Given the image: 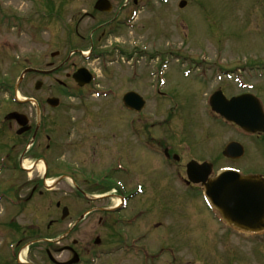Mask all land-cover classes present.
I'll return each mask as SVG.
<instances>
[{
    "label": "rangeland",
    "instance_id": "obj_1",
    "mask_svg": "<svg viewBox=\"0 0 264 264\" xmlns=\"http://www.w3.org/2000/svg\"><path fill=\"white\" fill-rule=\"evenodd\" d=\"M158 2L159 5L161 4L159 9L163 7L164 10H168L171 6V1L168 4L160 3V0ZM189 2L191 7L179 11L181 16H190L189 21L185 22L189 26L186 38L183 39L182 33L179 32L181 37L169 38V40L174 43L173 50L180 51L175 45L183 47L180 52L184 53L188 50L191 58L199 60L202 57L204 59L199 60L201 63L214 64L211 67L204 65L206 69L209 68L207 70L210 80L197 77L198 73L194 71L182 78L179 69L171 67L173 70L167 75L168 79L180 88L188 87L190 93H177L175 102L149 98L147 108L143 109L148 115L147 125L158 123L160 129L153 132L166 139L165 136H168L166 128L172 127L174 129L172 132H175L174 136L177 138L178 135L180 136V125L184 124L186 132L191 137L186 135V140L192 139L191 142H195V147L199 144L209 145L212 154L203 157L205 161L211 160L215 153L218 154V156L214 155L217 161L211 160L214 167L210 178L217 168L229 164L240 167L244 172H252L253 166L260 161L255 149L253 152L250 148L251 153L248 151V154L239 161L221 156V150L228 141L231 139L242 141L241 139L244 138H241L242 135L235 126L216 122L208 116L212 111L206 95L213 85L223 89L227 95L239 92L233 80H227L225 76L220 81L216 79L215 69L218 67L226 71L233 69L229 72L232 76L245 71L249 64H257L253 65V70H264V0H190ZM85 3V0H0V158L8 153L9 161L3 164L8 163L13 167L1 169L0 186L14 185L17 190L20 189V195H25L27 191L29 192L25 189L33 185L29 181L32 179L37 185V190L42 192V195L36 192L30 201L20 205L19 218L29 217L36 227H40L36 233L40 237L48 234L54 243L66 229V225L61 224L46 230L47 221L55 218L57 212L60 214L55 208V202L61 201L71 213V218L76 217L82 207L77 205L76 199L69 194V183L65 181H61L56 189L45 191L44 185L48 183L47 181L50 182L49 184H54L60 180L65 171L63 165H70L67 160L77 163V159L75 156L70 157L72 160L59 156L57 159L53 158L51 152L53 147L45 152L46 142L44 143L43 139L30 146L29 137L22 141L21 138H17L16 125L8 129L7 124L11 120L4 118L12 111L27 115L34 103L17 102L15 99L33 98L39 102L40 107H47L46 99L54 96L60 99L59 106H79L82 103H79L78 99L69 98L68 91H88L90 88L100 87L105 90L109 87L115 89L114 93L117 92V95L102 97L92 91L91 98L84 101L83 106H98V110H95L97 112H94L98 117L94 121L104 122L105 119L101 120V115H110L114 118L118 138L116 141H125L127 160L133 170L131 185L147 176L146 182L143 181L142 194V200L147 206L145 224L147 228L145 230L141 224L140 228L136 227L133 234L139 235L145 232L144 241L147 243L148 257L144 259L140 254H136L134 250L139 248L135 244L129 255L124 254L123 249H120L121 252L118 250L108 257H99L97 264H264V257H260L261 254L257 253V247L262 243H256L255 238L240 240L235 235L230 236V227L224 228L213 219V212L207 210L199 192L197 193L199 200L189 198L183 183H180L173 173L175 166L164 168L158 158L139 148L134 136L127 137L126 129L121 128V123L123 119V122L127 121L130 115L121 109V93L129 87V84L123 85L124 78L119 76L128 72L125 65L119 66L118 62L113 63L114 74L117 73L114 81L110 83L102 74L100 83L97 80L98 84L88 89H79L75 82L66 77L67 73H72L83 65L94 68L95 71L100 68L99 64L69 54L70 48L82 44L75 39L72 28L70 32L67 30V25H70V19L80 16V10L86 9ZM174 8L178 9V7ZM54 15L57 17L54 18ZM164 28V25H161L160 29L158 26L145 25L143 30H137L136 33L160 38L161 30ZM83 44L87 49L89 44ZM67 57V64L60 67L53 75L44 76L37 73V70L57 67ZM24 68L33 70L20 80L19 75ZM102 72L97 71L99 74ZM37 81H41L42 84L41 88L35 89L34 85ZM253 83H255V96L262 99L264 112V79H255ZM177 108L178 110H173ZM63 111L62 108L52 110L47 128L49 126L53 128L55 121H64ZM30 119L34 121L32 116ZM133 120L138 121L134 116ZM174 123L180 125L174 126ZM154 136L157 137L156 133ZM196 136L205 141L197 139ZM38 155L45 156L43 158L48 162L46 171ZM18 159H21L19 166ZM143 164H146V176L139 174L142 172L140 169L143 168ZM45 172L48 174L45 175ZM133 177L139 180H133ZM68 179L71 182L72 178ZM0 207V215H2L4 212L2 206ZM93 217L88 216L78 229L79 232L73 236L93 234L90 231L96 223ZM152 220L158 222L159 226L155 227ZM107 239L110 243L113 241L111 238ZM61 244H53V246L58 248ZM163 246L166 248H162ZM39 248L42 246L39 245ZM52 254L54 257L55 254ZM32 258L41 263L38 252Z\"/></svg>",
    "mask_w": 264,
    "mask_h": 264
},
{
    "label": "flooded vegetation",
    "instance_id": "obj_2",
    "mask_svg": "<svg viewBox=\"0 0 264 264\" xmlns=\"http://www.w3.org/2000/svg\"><path fill=\"white\" fill-rule=\"evenodd\" d=\"M158 1L101 0L97 4L99 0H85L86 9L80 10V16L70 19V25H67V30L70 32L72 28L75 39L82 44L79 47L70 48L69 54L72 53V55H77L86 61L99 64L100 68L97 71L103 72L99 74L94 68H89L86 65L81 66L87 68L93 75L92 80L84 85H79L74 79L73 74L77 68L72 73H67L66 77L75 82L79 89H88L92 85L98 84L103 75L108 78L110 83L114 81L113 79L116 78L117 73L114 74L113 63L118 62L119 66L121 64L125 65L128 72L119 74V76L124 78L122 80L123 85L129 84V87L121 93V96L128 92H134L145 100V105L140 111H135L133 106H121V109L130 115L127 121L123 122V119L121 128L126 129L127 137L129 135L134 136L140 149L158 158L164 168H170V165L175 166L173 173L177 180L183 183L189 198L199 200L197 193L201 194L202 199L203 186L188 180L186 167L190 161L205 162L203 157L212 154L210 146L199 144L195 147L196 144L191 142L192 139L186 140L188 133L184 124L174 123V126H181L180 136L178 135L177 138L174 136L175 132H172L174 131L172 127H165L168 136L163 139V136L160 137L157 132H153V130L160 129L158 123L147 125L148 115L143 109L147 108L146 104L149 98H156L157 100L176 99L177 93H190L188 87L180 88L168 79L167 75L170 70H173L171 67L178 68L182 78L185 71H188L189 74L194 71L198 73L197 77L209 79V71L207 70L209 68L206 69L205 66L211 67L214 64L205 62V65L199 61L201 58L199 60L191 58L192 56L188 50H185L184 53L180 52L183 47L175 45L177 50L180 51L173 50L172 44L174 43L169 40V38L179 37V32L182 33L183 39L186 38L189 26L185 22L186 20L189 21L190 16H181L179 11L191 7L190 0H166L165 2L160 0V3L164 4L171 1L168 10H164L163 7L159 9L161 4L159 5ZM181 1H184L182 7H180ZM174 7H178V9ZM56 17L57 15H54V18ZM58 19H61V17H58ZM145 25L158 26L159 29L161 25H164L165 28L161 30L160 38L155 35L141 36L140 32L137 34V30H143ZM83 43L89 44L87 49H85ZM76 46L78 45L76 44ZM67 61L68 57L58 64V69L66 65ZM249 65L245 71L235 73L239 76L237 82H240V84L236 83L239 89L238 93L227 95L223 89L213 85L206 97L208 98L216 90H220L228 99L252 95L251 98L255 104L257 105L259 101L262 106V99L255 96V83L253 81L264 79V70H253V65L257 64ZM232 70L226 71L220 67L216 68V79L222 80V77L230 74L229 72ZM55 72L44 76H51ZM143 80H146V82H142ZM203 81L207 82L206 80ZM210 83L212 82L210 81ZM88 91H68L69 98L78 99V102L82 103L79 106L40 107L39 102L36 101L37 107L33 106L27 114L29 128L20 134H17L19 126L16 122L14 120L8 121V129H12L13 125H16L15 135L17 138H21V141L29 137L28 139L29 141L32 140L31 145L33 146L43 139L44 143L46 142L44 144L45 152L53 147L51 151L53 158L57 159L58 156L68 157L69 159H71V156L76 157L77 163L67 160L70 165H63L65 171L60 180L56 181L52 187L44 186V189L45 191L56 189L61 181H65L69 183V194L76 199L77 205L82 208L76 217L71 218L68 208L62 205L59 200L55 202V208L60 211V214L57 212L55 218H50L47 221L46 230L48 231L52 227L56 228L61 224H65L66 229L59 235L57 241L52 243L53 239L48 234L40 237L36 233L40 227H36L29 217L19 218L18 209L20 205L30 201L36 192L42 195V192L37 190L36 183L31 179L29 181L33 185L30 188H22V190H29L28 193L26 192L27 195H20V189L17 190L14 185L4 187L1 185L0 206H2L4 214L1 212L2 215H0V264H68L71 261L73 262L70 264H97L100 260L98 259L99 256L101 258L108 257L113 253H117L118 250V252H121L122 247L127 248L122 252L129 255L133 246L131 241L137 242L139 246L136 253H139L143 258L148 256L147 243L144 241L145 232L139 235L133 234L136 227L140 228L141 224H143L145 230L147 228L145 225L147 223V206L142 200L143 181L146 182L147 179L146 164H143V168L140 169L142 172H139L140 175L146 176V178L139 180L133 177V180L137 179L139 181L131 185L133 170L127 160L128 152L125 141H116L118 139L116 137L117 128L114 125V118L110 115L103 114L104 116H100L101 120L105 119L104 122L94 121L98 117V114L94 113L97 112L95 110H98V106H83L84 101L91 98V92ZM113 91L116 90L112 88L109 90V92ZM86 92H88L89 97L85 95ZM58 108L64 109V121H55L53 128L50 126L47 128L52 110ZM131 115L138 121L133 120ZM30 116L34 118L33 122ZM212 117L220 123H228L215 113H212ZM230 124L234 125L233 123ZM59 125L60 130H58ZM155 133L157 137L154 136ZM240 133L243 136L241 137L244 138L239 141L243 146V154L234 161H239L248 154V151L250 153L251 150L254 152V149L258 153L260 161L253 166L254 170L252 172H244L238 166H231L238 167L242 174L258 175L260 185L257 187L264 191V132L249 134L240 130ZM196 138L205 141L200 137L196 136ZM127 144L130 145V143ZM250 148L252 149L250 150ZM213 152L215 153V151ZM214 155L218 156L217 153ZM214 155L210 159H216L217 161V157ZM5 157L9 161L8 153L5 154ZM38 157L43 158L45 156L38 155ZM20 161L21 159L18 166ZM201 170L198 169V171ZM46 174L48 173L46 172ZM193 175L195 178L201 177L199 176L201 172L197 173L196 171ZM70 177L72 178L71 182L68 179ZM138 188L140 192H138ZM63 207L67 208L64 218L62 217ZM88 216H94L93 219L96 220L90 230L93 234L88 235L85 233L82 236L74 237L73 235L79 232L78 229ZM254 222L257 225L263 224L264 214L262 220L255 218ZM152 224L155 227L159 226L158 222H153V220ZM222 225L224 228L230 227V236L235 235L240 240L255 238L256 243H262L257 247V253L261 254L260 257H264V226L256 228V231L250 233L227 223ZM107 238H111L113 241L110 243ZM53 244L61 245L57 248ZM39 245L42 248H39ZM37 252L40 254L41 263L32 258ZM52 253L55 254L54 257ZM93 259H95V262H90Z\"/></svg>",
    "mask_w": 264,
    "mask_h": 264
},
{
    "label": "water",
    "instance_id": "obj_3",
    "mask_svg": "<svg viewBox=\"0 0 264 264\" xmlns=\"http://www.w3.org/2000/svg\"><path fill=\"white\" fill-rule=\"evenodd\" d=\"M180 6H182V3ZM84 72V69H79L74 74L80 85L89 81V77ZM40 86L41 82L37 81L35 88L38 89ZM217 95L215 94L211 97V106L216 112L235 122L246 131L264 130V119L260 107L255 104L250 95L233 97L227 101ZM129 98L130 95H124L123 101L125 104L127 100L132 101ZM46 102L51 106H56L59 101L57 98L51 97L47 98ZM6 119H14L20 126L17 134L29 128L27 126V117L19 112H10L6 115ZM234 150L238 151L237 155H233ZM241 153L242 147L236 142L229 143L223 151V154L228 157H235L239 154L241 155ZM198 168L200 166L196 163H191L188 174ZM210 172L211 167L209 166L204 168L202 177L196 179L192 175L189 177L194 182L204 183L205 176ZM258 184L260 185V182L256 176H241L232 171H224L216 179L210 180L205 187L209 198L229 223L251 230L264 226V223L257 225L254 222L255 218L261 219L264 214V191L257 187ZM65 216L66 208H63L62 217L64 218Z\"/></svg>",
    "mask_w": 264,
    "mask_h": 264
},
{
    "label": "bare ground",
    "instance_id": "obj_4",
    "mask_svg": "<svg viewBox=\"0 0 264 264\" xmlns=\"http://www.w3.org/2000/svg\"><path fill=\"white\" fill-rule=\"evenodd\" d=\"M49 183H50V182L48 181V183H47V184L49 185Z\"/></svg>",
    "mask_w": 264,
    "mask_h": 264
}]
</instances>
